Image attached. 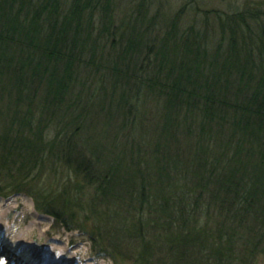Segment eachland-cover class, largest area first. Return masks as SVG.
Listing matches in <instances>:
<instances>
[{"label": "trees", "instance_id": "16d2710c", "mask_svg": "<svg viewBox=\"0 0 264 264\" xmlns=\"http://www.w3.org/2000/svg\"><path fill=\"white\" fill-rule=\"evenodd\" d=\"M125 4L118 21L116 0H0V183L20 173L40 210L87 231L94 253L114 264H257L262 12L205 10L181 27L184 5L152 36L159 6ZM149 10V20L132 19ZM108 93L123 135L118 158L83 136ZM148 101L156 103L151 127ZM143 136L153 142L150 168L141 162ZM47 161L63 170L58 193L31 184Z\"/></svg>", "mask_w": 264, "mask_h": 264}, {"label": "rangeland", "instance_id": "374dc122", "mask_svg": "<svg viewBox=\"0 0 264 264\" xmlns=\"http://www.w3.org/2000/svg\"><path fill=\"white\" fill-rule=\"evenodd\" d=\"M128 1L131 0H116L117 7L119 8L116 9L118 12L116 15L118 21L121 16H125V2ZM146 2L151 4V0H146ZM152 4V7L159 6V8H157V10L159 9L158 17H161V20H155L157 24L150 30L152 36H159V33H162V29L158 23L174 15L177 11L181 10L182 7L184 8V5L186 7L190 5V8H192L191 10L190 8L185 10L180 22L181 27L193 23L194 19L198 21L205 10H226L235 5L241 8L245 5L256 7L262 12V17L264 18V0H152ZM151 9L152 8H150V10ZM144 12L141 14L137 12L131 14L134 15L132 19L136 21H140L139 18L149 20L148 17L153 12H150L148 15H145L146 13ZM210 21H213V19H210ZM85 74L84 72L82 75L85 76ZM89 80L88 83L93 81L92 79ZM115 95H118V93L115 92ZM107 98L108 106L105 107V110H101L98 104L96 108H98L99 118L96 121L93 120L94 128L91 127V129L88 127V129L84 131L83 136L89 139V148L93 147L94 151L96 150L104 153L105 157L110 158L113 155L118 158L123 151L124 144L122 143V132L117 129L118 118L115 114H117L116 111L118 106L116 102L112 101L116 100L117 97L108 93ZM109 101H112V103L110 104ZM155 105L156 103L153 101H148L145 105V108L147 107L148 109L146 112L142 110L143 114H145L146 117L148 116L149 119L145 122L147 127H151L156 120V112H154ZM109 106L112 107V111L105 113V111L109 109ZM136 129L137 131L135 132L137 133L139 131V124H137ZM91 134L93 137H91ZM83 139L86 140L85 137H83ZM98 141L101 142L102 145L99 144ZM111 141H113L115 145L110 144ZM138 143L140 148L143 146L145 150L143 151L146 154L142 159L145 161L143 162L141 160V162L145 164L144 166L150 168V164L153 161L151 156L153 155V142L150 139L145 140L143 136L142 140ZM137 149L138 147L136 146L135 152ZM90 151H92V149H90ZM44 164L43 168L37 169H42L41 176L31 181V184L38 182L35 186H39V188L43 187L49 193L60 192L63 187L62 183H64L60 179V173L63 171L61 166H58V164L54 166L48 161ZM12 173L14 175L9 176V182L8 178L3 177L1 180L2 183H0V228L8 233L10 232L23 245L31 249V252L34 254L32 261L39 263L43 262V264H114L113 259L109 255L101 257L94 253L87 231L81 228L66 229L63 225L58 223L51 214L40 210L34 199L26 191V186L28 188L29 186L26 185L23 187L18 185L21 174L16 171ZM79 185L85 186L82 181ZM71 192H74V190L72 189ZM84 193L87 199L91 198L90 195L93 194V192L90 193L89 189L84 190ZM82 206H84L83 203ZM16 253L10 250L9 247L4 246V244H0V264H23L20 262L18 263L19 259H14ZM256 262L257 264H264V255H258Z\"/></svg>", "mask_w": 264, "mask_h": 264}, {"label": "bare ground", "instance_id": "6f19581e", "mask_svg": "<svg viewBox=\"0 0 264 264\" xmlns=\"http://www.w3.org/2000/svg\"><path fill=\"white\" fill-rule=\"evenodd\" d=\"M0 234L4 238V246H8L9 249L15 253L17 252L14 259H19L18 263L20 262L23 264H43V262L39 263L32 261V257L34 254L31 252V249L28 246L23 245L10 232L8 233L0 228Z\"/></svg>", "mask_w": 264, "mask_h": 264}]
</instances>
